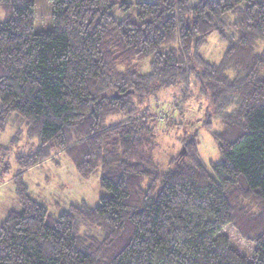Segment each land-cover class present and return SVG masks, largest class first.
Wrapping results in <instances>:
<instances>
[{
    "label": "trees",
    "instance_id": "obj_1",
    "mask_svg": "<svg viewBox=\"0 0 264 264\" xmlns=\"http://www.w3.org/2000/svg\"><path fill=\"white\" fill-rule=\"evenodd\" d=\"M47 1L53 28L36 33V0H0V132L18 115L39 141L19 175L66 154L84 180L100 170L106 194L55 219L19 183L0 264H264V0ZM215 33L219 62L200 54ZM192 80L222 162L209 169L193 139L161 172L146 100Z\"/></svg>",
    "mask_w": 264,
    "mask_h": 264
},
{
    "label": "rangeland",
    "instance_id": "obj_2",
    "mask_svg": "<svg viewBox=\"0 0 264 264\" xmlns=\"http://www.w3.org/2000/svg\"><path fill=\"white\" fill-rule=\"evenodd\" d=\"M36 1L38 20L35 32L49 31L53 28L51 6L47 0ZM199 1L201 0H192L193 3ZM5 20L6 15L0 9V22ZM226 49V43L215 33L208 38L200 54L211 62H219ZM258 51H264V43L259 45ZM139 68L145 72L147 64H139ZM145 104V108L150 107V112L157 116L153 124L157 136V148L153 157L161 172L177 169L178 158L185 154V144L193 139H196L201 160L209 169L211 163L222 162V155L212 133L203 127L209 107L195 80L189 86L160 91L146 100ZM212 122L214 132L223 130L220 120L213 118ZM28 129L23 117L13 115L6 131L0 132V147L8 149L0 156V228L11 211H22L19 183H23L27 194L45 206L55 219L69 211L71 206L80 205L83 201L91 208L98 206L106 194L100 185L102 172L99 170L89 180H84L66 154H59L19 175L18 158L35 151L39 145L37 138L28 136ZM191 163L186 155L181 162L182 165ZM80 228V234L96 233L85 226ZM226 235L236 251L242 255H252L254 246L241 240L236 229L230 227L226 230Z\"/></svg>",
    "mask_w": 264,
    "mask_h": 264
}]
</instances>
